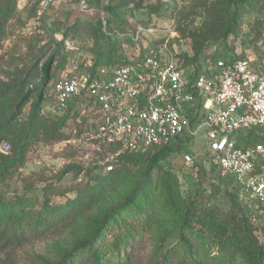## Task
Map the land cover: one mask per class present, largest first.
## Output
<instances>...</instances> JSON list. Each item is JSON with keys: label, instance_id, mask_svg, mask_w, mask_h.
<instances>
[{"label": "rangeland", "instance_id": "374dc122", "mask_svg": "<svg viewBox=\"0 0 264 264\" xmlns=\"http://www.w3.org/2000/svg\"><path fill=\"white\" fill-rule=\"evenodd\" d=\"M48 1V7L44 8ZM82 0H21L18 13L8 26L6 37L0 45V96L6 104L16 107L24 104L32 97V90L43 79L42 67L51 65L52 83L57 80L67 67L63 62L79 57V54L91 53L92 47L99 43L94 33L97 16L93 14L90 20L83 19L80 11ZM236 0H161V15L158 23L162 28H172L177 31L181 23L188 22L193 29L202 31L207 40L220 52L237 51L242 56L251 58L263 72L264 58V0H252L253 4L245 9L238 22L230 21L231 5ZM128 7H136L138 0H129ZM5 6V0H0V6ZM134 20L146 16L143 10H136ZM119 16H123L119 11ZM232 34L226 43L220 41L228 27ZM66 36V37H65ZM64 39V41L62 40ZM98 40V41H97ZM219 41V42H218ZM65 46L62 48V44ZM76 47H83L78 51ZM100 44V43H99ZM212 44L208 45L210 49ZM229 45V47H228ZM213 46V45H212ZM71 55L62 57L67 51ZM203 61V59H201ZM34 99V98H33ZM32 100V99H31ZM25 101V102H24ZM32 101L23 109V116L29 113ZM45 112H52L49 100L43 103ZM16 110V112H18ZM77 122L70 121L69 132L72 138L60 144L51 146L39 144L28 155L26 164L19 168L13 178L4 183L0 182V197L6 200L23 198L33 208H39L47 189L51 187L85 186L95 175L108 172V162L112 159L105 148L92 140L88 134L80 133ZM206 141V140H205ZM2 147V146H1ZM189 152L171 155L154 172L143 167L133 181L129 180L119 191L108 195L92 211L80 217L74 229H67L55 237H45L38 241L25 244L21 248L10 249L0 245V264H57L85 240H93L99 230L100 221L106 212L123 201L135 189H139L145 200L137 203L138 222L129 223L123 216H116L114 228L109 229L110 223L105 224L99 238L90 244L100 245L103 254L100 264H109L110 253H117L122 258L121 247L126 241L133 243L127 248L133 253L132 264H176L181 257L188 255L183 245L184 239L190 238L198 243L194 229L183 225L188 212L198 215L201 209L203 195L208 198V211L225 206L223 198L217 192L206 188L205 177L198 167L188 164L185 156L190 155L196 163H204L205 143L203 139L196 140L190 145ZM0 151L2 152L1 148ZM8 154V153H5ZM208 164V163H207ZM204 165V164H203ZM207 167L209 165H206ZM139 169V168H138ZM70 171V172H67ZM167 171L171 174L167 175ZM216 189H219L218 184ZM171 191V198L167 193ZM224 191V190H222ZM233 203L244 208L246 212L253 210L250 204L235 201V191H224ZM74 197L70 193L66 197H52L54 203H64L67 198ZM227 200V199H226ZM206 202V199L204 200ZM229 202V201H228ZM193 206L196 210H193ZM256 223L248 222V229L264 243V213ZM113 227V226H112ZM204 248V243L199 244ZM81 247L76 254L82 255L87 249ZM131 249V250H130ZM203 250V251H202ZM195 258L193 264L204 260L206 264H222L217 258L204 255ZM13 262V263H12ZM224 264H243L242 260L225 262Z\"/></svg>", "mask_w": 264, "mask_h": 264}, {"label": "trees", "instance_id": "16d2710c", "mask_svg": "<svg viewBox=\"0 0 264 264\" xmlns=\"http://www.w3.org/2000/svg\"><path fill=\"white\" fill-rule=\"evenodd\" d=\"M21 0H5L6 4L0 6V45L6 37L7 26L9 22L16 17L18 13V5ZM90 8L89 12H81V17L90 20V17L95 14L97 23L94 26V33L99 40L97 45L92 47L91 53L87 52L85 56L91 57L95 62V66H114L123 65L130 62L129 57L134 56L139 51L142 57L147 48L152 44L160 45L165 38L163 33L150 34L143 33L141 39L134 42L130 38L121 39L116 35H110L116 29L120 31H133L134 24H143L147 26H160L158 16L162 12L161 0H138L136 7H128L129 0H87ZM252 0H236L231 5L230 21L238 22L242 18V13L247 7L252 6ZM136 10H143L146 16L134 20ZM119 11H122L123 16H119ZM104 14L107 23V32L104 31L101 15ZM232 34V27L229 26L224 38L220 41L225 42ZM66 37V36H65ZM64 41V39H62ZM97 40V41H98ZM206 39V35L199 30L193 29L188 22L181 23L175 35L173 36L170 47L175 53L178 66L187 78H193L202 72L204 58L209 52H213L216 57L223 59L238 60L247 59L241 53L233 51L219 52L215 45ZM219 42V41H218ZM226 43V42H225ZM211 45L208 49V45ZM72 45V44H71ZM65 42L62 44V48ZM81 51L83 47H76ZM229 47V45H228ZM69 51H65L62 59L65 56L71 55ZM131 54V55H130ZM261 58H264V50L261 51ZM81 55H84L81 53ZM75 57H72L63 64L67 67L62 71L61 75L71 66ZM256 67V66H255ZM258 69V68H257ZM264 75V66L262 67ZM43 79L32 90V97L24 104H18L16 107L6 104L3 96H0V148L4 142L11 144V149L8 154L0 151V182L4 183L11 180L15 172L22 168L28 161L30 151L37 145L43 144L47 146L67 142L72 138V131L69 132L68 127L70 121L77 122L79 131L82 134L93 135L97 128L95 121H90L89 113L85 112V108L93 104L92 99H75L67 110L62 112H45L43 103L49 100L51 106L54 105L55 99L53 94L54 83L51 85V65L45 64L42 67ZM34 98V99H33ZM32 101L29 113L26 117L23 115L25 105ZM86 103V107H83ZM16 112V110H18ZM96 143L102 145L106 152L112 156L108 162L110 170L104 175H95L85 186L75 185L73 187H51L47 189L39 208H33L23 198L6 200L0 197V245L17 249L25 244L32 243L45 237H55L60 232L67 229L77 227L80 217L85 213L92 211L104 198L108 195L119 191L129 180L133 181L140 169L146 167V170L156 171L161 163L166 161L171 155L189 152V147L192 143L190 140H178L172 145L162 146L156 149L155 152L133 153L122 149L120 145L106 144L98 139L92 138ZM242 143L253 144L257 140L254 137H242ZM204 163L194 161L198 167V171L205 177L204 184L209 190L217 192L223 198V202H227L225 206L208 211V198L201 200V209L198 210V215L187 213L183 220V225L196 227L194 229L198 243L193 242L190 238L184 239V246L188 250V255L181 257L180 262L183 264H193L195 258L202 255L201 249H205L203 254L217 258V262H234L242 260L243 264H264V243L250 232L249 220L256 223L260 220V215L264 213V205L256 206V203L243 193L242 186L231 176H223L220 169L215 163L214 157L207 152L204 153ZM208 163V164H207ZM204 164V165H203ZM206 165H209L208 167ZM139 168V169H138ZM70 172V171H67ZM167 175L171 174L167 171ZM218 184L219 189H216ZM234 189L235 201L245 202L250 204L253 209L251 212L233 203L229 196L227 200L224 191ZM224 190V191H222ZM70 193L74 197L67 198L64 203L58 204L52 202L51 198L66 197ZM171 191L167 193V197L171 198ZM146 196L142 197L139 189H135L131 194L119 202L116 206L110 208L100 221L99 230L93 240H85L80 246L75 248L73 253L67 255L57 264H100L103 254L100 251V245L95 244L90 247V244L99 238L100 232L105 224L110 223L109 229L114 228V220L116 216H123L129 223L138 222V207L137 203L145 200ZM206 199V202L204 201ZM229 201V202H228ZM193 210L196 207L193 206ZM113 226V227H112ZM204 243V248L199 244ZM86 253L76 252L81 248L88 247ZM133 243L126 241L122 248L123 254L120 259L117 253H110L108 256L109 264H132L133 253H129L127 248H132ZM131 250V249H130ZM198 256V257H196ZM13 263V262H12ZM14 264V263H13ZM176 264V259L171 262ZM196 264H206L204 260L197 261Z\"/></svg>", "mask_w": 264, "mask_h": 264}, {"label": "built area", "instance_id": "2783aa9c", "mask_svg": "<svg viewBox=\"0 0 264 264\" xmlns=\"http://www.w3.org/2000/svg\"><path fill=\"white\" fill-rule=\"evenodd\" d=\"M91 10L82 0L80 11ZM101 18L107 32L103 13ZM143 33H163L165 38L142 57L137 51L127 64L96 67L91 57H75L54 83L52 110L65 111L77 98L92 99L85 108L97 123L91 138L133 153L203 139L221 174L234 177L257 207L264 205V75L250 60L209 52L202 72L187 78L170 47L172 28L134 24L133 31L109 34L137 42ZM249 136L257 141L242 143ZM185 158L194 163L190 155Z\"/></svg>", "mask_w": 264, "mask_h": 264}, {"label": "water", "instance_id": "95a60500", "mask_svg": "<svg viewBox=\"0 0 264 264\" xmlns=\"http://www.w3.org/2000/svg\"><path fill=\"white\" fill-rule=\"evenodd\" d=\"M48 4H49V2L46 1L44 4V8H47ZM10 149H11V144H9L8 142H4L2 147H1L2 152L3 153H9Z\"/></svg>", "mask_w": 264, "mask_h": 264}]
</instances>
